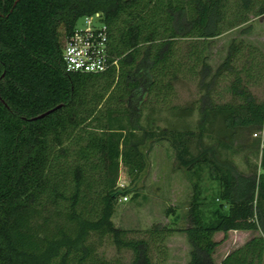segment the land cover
Returning a JSON list of instances; mask_svg holds the SVG:
<instances>
[{"label": "trees", "instance_id": "trees-1", "mask_svg": "<svg viewBox=\"0 0 264 264\" xmlns=\"http://www.w3.org/2000/svg\"><path fill=\"white\" fill-rule=\"evenodd\" d=\"M227 1L0 0V264H118L96 256L91 235L129 249V264H152L149 242L128 238L111 220L122 192L116 187L119 165L130 174L143 168L138 146L155 136L139 122L149 103L154 109L163 94V104L186 74L204 85L211 72L204 40L222 32ZM237 6L264 13V0H237ZM94 12L104 15L117 64L98 74L66 72L64 41L78 18ZM180 39L191 40L186 53L179 50ZM243 45L230 44L205 85L228 73L232 100L213 103L206 89L199 137L215 118L226 136L244 128L264 130V100L249 88L264 82V54L246 44L238 68ZM170 134L181 163L195 177L189 225L182 230L191 246L186 264H262L264 149L262 172L242 175L206 150L191 154L194 131ZM203 169L218 186L207 210ZM231 230L258 234L215 263L214 235ZM151 233L160 241L165 236L157 229Z\"/></svg>", "mask_w": 264, "mask_h": 264}, {"label": "rangeland", "instance_id": "rangeland-1", "mask_svg": "<svg viewBox=\"0 0 264 264\" xmlns=\"http://www.w3.org/2000/svg\"><path fill=\"white\" fill-rule=\"evenodd\" d=\"M242 16H246V20L238 23ZM76 25L79 27L84 25L83 16L78 18ZM221 28L223 30L219 35L204 40L206 62L211 68L204 85L200 84L197 76L186 74L174 82V91L163 100V104L161 102L164 95L161 94L154 109L151 108L152 103H149L143 111L139 122L144 128L154 132L155 136L145 137L144 142L138 146L143 161L142 170L130 174L126 166L121 163L119 165L116 187L122 192L116 197L111 220L115 227L126 230L128 238H144L149 242L152 264H186L191 250L182 230L189 225L187 214L195 177L190 175L187 167L181 163L179 147L173 144L171 131H194V137L188 142L191 154L197 155L206 150L209 157L233 166L237 174L249 175L254 171L260 173L263 170L260 163L263 129L244 128L231 136L226 133V136L221 120L215 118L212 124L207 125L202 135L198 136L201 98L206 89L209 90V98L213 103L232 100L231 94L227 91V86L232 80L228 73H225V77L213 81L209 88L205 86L227 56L230 44L244 43L235 61L238 68H241L244 62L242 56L246 54V44L264 54V13L261 15H255L252 11L245 13L237 6V0H228ZM190 41L178 40L179 50L186 53ZM249 88L257 100H264V82L251 84ZM165 101L178 108L169 109V105L165 106ZM163 130L165 133H162ZM217 187L207 170L203 169L200 189L201 197L205 200V209L210 207ZM167 228L172 231L165 234ZM154 229L160 230L162 235L165 234L162 241L151 233ZM257 234L255 231L231 230L224 237L222 233H216L214 239L219 241V245L214 253L215 263L230 250ZM90 240L94 242L98 258L118 264L130 263L131 251L117 248L110 238L98 241L96 236L91 235Z\"/></svg>", "mask_w": 264, "mask_h": 264}, {"label": "built area", "instance_id": "built-area-1", "mask_svg": "<svg viewBox=\"0 0 264 264\" xmlns=\"http://www.w3.org/2000/svg\"><path fill=\"white\" fill-rule=\"evenodd\" d=\"M84 25L75 24L66 37L61 58L66 72L98 74L117 64L109 51L108 28L101 12L83 16ZM264 149V140H261Z\"/></svg>", "mask_w": 264, "mask_h": 264}, {"label": "water", "instance_id": "water-1", "mask_svg": "<svg viewBox=\"0 0 264 264\" xmlns=\"http://www.w3.org/2000/svg\"><path fill=\"white\" fill-rule=\"evenodd\" d=\"M16 1H17V0H15L14 4L16 3ZM56 107H58V106H55V107H53V108H51V109H48V110H46V111H44V112H42V113H40V114H38V115H36V116L31 117L30 119L41 118V117H43L44 115L48 114L49 112L53 111Z\"/></svg>", "mask_w": 264, "mask_h": 264}]
</instances>
